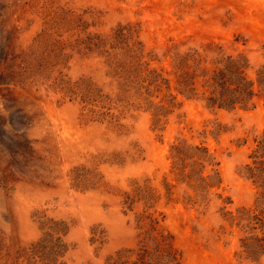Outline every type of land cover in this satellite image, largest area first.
Returning <instances> with one entry per match:
<instances>
[{"label": "rangeland", "instance_id": "374dc122", "mask_svg": "<svg viewBox=\"0 0 264 264\" xmlns=\"http://www.w3.org/2000/svg\"><path fill=\"white\" fill-rule=\"evenodd\" d=\"M229 56L264 73V0H0V264H46L50 220L57 264H255L232 219L255 207L264 99L213 110L176 74Z\"/></svg>", "mask_w": 264, "mask_h": 264}, {"label": "trees", "instance_id": "16d2710c", "mask_svg": "<svg viewBox=\"0 0 264 264\" xmlns=\"http://www.w3.org/2000/svg\"><path fill=\"white\" fill-rule=\"evenodd\" d=\"M188 57H182L176 74H179V86L188 98L198 97V81L202 89V97L208 108L213 110H250L255 108L257 99H264V73H260L256 81L248 76L250 68L248 60L240 56H229L215 60L211 66H203V60L193 61L190 66ZM143 90L147 91L145 101L152 96L150 89L155 88L160 93L163 86L168 87V81L155 71L151 73ZM166 98V96H165ZM174 99L172 98V101ZM166 102L170 107H175L174 102ZM153 106V116L157 123L162 117H167L171 112L165 105L149 104ZM149 111L150 107L148 108ZM152 109V108H151ZM255 146L249 156L250 162L246 165L247 178L257 190V199L252 212L240 211V220L232 219L236 227L241 226L243 237L240 240V258L259 264L264 258V133L255 139ZM43 226L44 236L39 242L40 252L47 261L46 264H57L66 253L63 239L68 229L64 223L54 222ZM232 223V222H231ZM61 227H63L61 229ZM38 252V250H37ZM39 252V253H40Z\"/></svg>", "mask_w": 264, "mask_h": 264}]
</instances>
